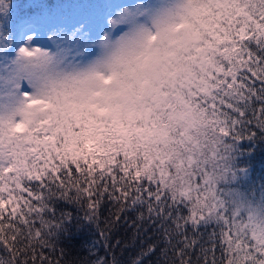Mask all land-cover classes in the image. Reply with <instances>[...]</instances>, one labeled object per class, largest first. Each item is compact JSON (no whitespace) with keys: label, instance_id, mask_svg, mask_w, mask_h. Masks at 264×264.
Masks as SVG:
<instances>
[{"label":"clouds","instance_id":"1","mask_svg":"<svg viewBox=\"0 0 264 264\" xmlns=\"http://www.w3.org/2000/svg\"><path fill=\"white\" fill-rule=\"evenodd\" d=\"M84 2L103 5L97 18L44 25L49 43L31 49V57L17 47L0 50V93L17 100L14 109L0 106V197L15 203L27 188L39 197L18 209H32L25 214L42 232L31 245L55 250L61 234L69 235L70 220H89L85 185L95 192L114 180L145 204L150 194L153 208L171 214L163 221L165 246L167 239L188 237L169 264H206V255L211 264L204 249L212 232L226 253L216 254L214 264H264V228L241 216L231 229L236 235L225 234L235 210L228 190L259 202L264 178L257 187L240 159L241 145L223 134L238 112L256 111L253 122L264 129L257 111L264 90L248 79L251 71L264 81V0ZM18 60L27 62L25 71L9 80ZM214 154L226 159L218 163ZM234 168L247 175L233 180ZM13 257L0 247V264L31 259L26 249ZM63 264L110 262L84 257ZM111 264L121 261L114 257Z\"/></svg>","mask_w":264,"mask_h":264},{"label":"snow or ice","instance_id":"2","mask_svg":"<svg viewBox=\"0 0 264 264\" xmlns=\"http://www.w3.org/2000/svg\"><path fill=\"white\" fill-rule=\"evenodd\" d=\"M12 4L13 2L10 3L9 0H0V50L17 47L19 52L26 53L27 56L31 57L33 54L31 49L39 50V47H33V45L36 43V38L42 31L45 22L40 17L32 19H15L12 12ZM125 13L128 16L133 14L128 9H125ZM9 17H11L10 22L5 24V20ZM9 28H11L12 31L5 34V31ZM16 34H19L20 42L17 45H12L10 44V37L14 38ZM49 39H51V37H49ZM251 56L252 52L250 51L249 57L251 58ZM259 59L260 57L257 56V60ZM26 63V61H15V66L9 70V80L18 78L21 73L25 71ZM0 79H4V77H0ZM248 79L252 81L254 85L260 84L262 90H264V81L258 80L255 73L250 71ZM27 95L28 94L25 93V96ZM16 104L17 100L11 92L0 93V106L14 109ZM257 111H259L261 115H264V107L259 108ZM245 117H247V119H245ZM255 117L256 111L251 113L238 112L237 119L231 122L229 128L223 130V134L230 137L234 143L238 145H241V142L245 140L254 141L258 134H264V129L260 128L253 122ZM225 151H227V149H225ZM227 158L230 159V157ZM214 159H217V162L219 163L220 160H224L226 157L214 154ZM73 170V168H68L67 173L71 175ZM247 171L246 168H234L230 175L232 179L235 180L239 173L247 175ZM59 183L63 184V179H61ZM102 183L104 182L102 181ZM91 187V184L85 185V190L88 191L89 197L87 202L89 220L98 223L99 210L107 199L110 202L118 203L120 205L119 211L111 217L110 223L113 227L119 224L122 218L127 221V213L139 209L140 211L137 212L129 227H132L134 231L139 234L142 226L147 221L149 224L156 225L158 230L167 237V226L163 221L166 215L171 219V214L167 213L165 208H153L151 201L154 198L151 197L150 194L148 195V203L145 204L143 198L138 201L131 192L116 187L114 180H110L108 183L104 184L102 189L95 192L89 191ZM135 191V189L132 190V192ZM220 191L221 195H224V190L221 189ZM228 195L233 197L232 203L235 205V210L232 215L228 216V226L225 230V234L228 236L229 240L236 235L231 229L241 216L247 221L248 226L264 228V192L261 193V199L259 202L248 198L247 194L241 193L238 190L230 189L228 190ZM116 196L121 197V199L115 200ZM13 199V197H9L5 200L0 197V247L12 251L14 253L13 258H15V254L17 253L23 255L26 249L31 257L28 264H60L59 260L53 261L48 255H45L44 249L48 248L45 243H41L39 247L31 245L30 239L33 236L37 240L42 236L40 228L34 227L37 224V221L35 219L29 220L28 215L25 214V212H32L33 210L27 208L23 211H18L23 205H27L30 201L39 199V197L31 188H27L24 189V196L22 197L23 203H21L20 200L13 203ZM52 212L54 214L55 209H53ZM21 229H24L26 232V235L23 237L21 236ZM146 230L147 229H145V231ZM215 235V232L209 234V246L204 249L205 252L212 257L211 264H214L215 262L217 250H219L221 256L226 254L222 248L216 246L213 240ZM21 240L23 242V247H18V241ZM105 240H107V237H105ZM187 241L188 237L185 235L184 242L180 243L182 244V247H184V244ZM166 242L170 244L171 239H167ZM117 243H119V241ZM182 247H177L175 249L176 255L182 254ZM190 247L195 251L198 248L197 242L192 240ZM184 250L186 251L187 248L185 247ZM52 251L54 252L55 250L52 249ZM157 251L163 252L162 249L157 248L156 244H150L146 250L142 251L140 255L137 256L135 264H143L145 257L154 255ZM205 262L206 264H209L207 261V255L205 256Z\"/></svg>","mask_w":264,"mask_h":264},{"label":"trees","instance_id":"3","mask_svg":"<svg viewBox=\"0 0 264 264\" xmlns=\"http://www.w3.org/2000/svg\"><path fill=\"white\" fill-rule=\"evenodd\" d=\"M14 4L13 16L15 19H32L40 17L45 25L54 26L56 23L64 22L70 25L78 24L85 19L95 20L99 15V9L103 5L99 3L84 2V0H12ZM9 28L5 34L11 32ZM48 35V34H47ZM20 42L19 34L14 38L10 37V44L17 45ZM240 157L242 162H247L252 170V175L259 187L260 178H264V140L242 141ZM22 200V197L20 198ZM118 203L105 200L99 210L98 223L91 220L72 222L66 224L69 235L62 239L53 252L50 248H45V255L53 261L59 260L63 264L64 260L100 257L108 259L110 264L114 257H118L121 264H128L130 259H136L140 253L150 245L156 244L158 249L154 255L144 258L143 264H169V261L176 255L175 249L182 247L176 243L177 238L173 237L170 244L161 242L162 233L156 225L147 221L142 226L138 234L129 225L135 218L136 212L127 213V221L123 218L114 227L111 225V217L118 212ZM74 215H77L75 213ZM80 216L83 213H79ZM146 215V214H145ZM145 229H147L145 231ZM103 233V235H102ZM107 237V240H105ZM119 241V243H117ZM175 247H172V245ZM217 255L220 254L217 250Z\"/></svg>","mask_w":264,"mask_h":264},{"label":"rangeland","instance_id":"4","mask_svg":"<svg viewBox=\"0 0 264 264\" xmlns=\"http://www.w3.org/2000/svg\"><path fill=\"white\" fill-rule=\"evenodd\" d=\"M123 4H134L135 0H121L120 1ZM49 43L48 41V35L43 30L39 33V35L36 38V43L33 45V47H41L43 45H47Z\"/></svg>","mask_w":264,"mask_h":264}]
</instances>
